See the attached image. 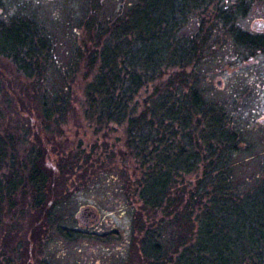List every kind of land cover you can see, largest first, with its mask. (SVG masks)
<instances>
[{"label":"trees","instance_id":"obj_1","mask_svg":"<svg viewBox=\"0 0 264 264\" xmlns=\"http://www.w3.org/2000/svg\"><path fill=\"white\" fill-rule=\"evenodd\" d=\"M165 1H171V11L165 16L158 8L159 18L154 0H136L129 10L124 8L111 18H96L92 10L87 39L74 49L67 75H61L59 68L52 73L54 46L33 19L1 24L0 58L9 60L16 73L30 81L25 94L35 117L8 121L4 109L16 104L12 82L19 76L15 73L17 77L11 79L0 67V210L6 209L14 221L20 210L24 213L20 198H30L25 202L32 215L45 211L48 228L57 224L55 215L61 199L69 197L71 174L76 168L86 169L80 162L84 153L62 151L57 154V170L50 166L44 171L40 136L57 143L73 106L74 90L67 82L76 75V66L84 63L92 78L82 88L84 113L100 125H125L129 155L143 170L139 178L128 177L124 187L140 204L133 221L142 233L139 264H264V176L250 186L248 179L241 183L235 169V157L250 128L244 125L248 114L244 107L257 88L235 83L230 100L207 101L201 86L210 65L206 58L213 53L211 32L202 25V18L190 17L203 3L206 9L210 0ZM245 5L240 0L239 6ZM234 14L221 12L218 22L232 38L235 53L255 56L264 52V37L244 32L239 27L242 18H233ZM26 20L32 29L11 30L12 24L22 26ZM191 23H196L197 30L187 35L184 30ZM149 89L153 92L144 99L142 94ZM26 134H33L38 148L21 147L28 142ZM194 175H200L196 191L201 200L208 199L205 203L195 195L193 203L183 202L184 181ZM258 194L262 200L256 205L253 198ZM9 224L4 240L10 248L18 243L13 252L18 263L8 258L10 254L1 264H30L24 253L28 250L32 255L30 241L28 249L21 251L23 240L14 237ZM57 228L68 239L80 236V231Z\"/></svg>","mask_w":264,"mask_h":264},{"label":"rangeland","instance_id":"obj_2","mask_svg":"<svg viewBox=\"0 0 264 264\" xmlns=\"http://www.w3.org/2000/svg\"><path fill=\"white\" fill-rule=\"evenodd\" d=\"M89 1L0 0V26L13 20L33 19L43 32H47L48 39L54 46L56 61L55 67H52V73L59 68L61 75H67L72 69L75 58L74 49L82 45L88 36L86 24L90 20L91 11L94 10ZM124 2L129 10L136 1L105 0V6L102 8L103 16L106 18L109 15H115ZM154 2L156 18H159L158 8L159 12L165 13V16L169 15L171 7L168 3L171 1L154 0ZM217 2L222 4L219 3V6H216ZM244 2L248 5L240 7V0H210V5L206 9L203 3L202 8L190 18H202V25L204 28L208 27L211 32L210 48L213 53L211 54L210 51L206 58L210 65L206 66L207 78L201 86L206 100L216 103L230 100L231 86L235 83H246L260 88L259 94L262 100L254 104L248 101L247 106L244 107L248 112L244 117V125L250 128L244 135L245 141L241 145L240 152L235 157L237 178L241 179V183L248 179L249 185L252 186L251 184L257 178L264 176V54L246 56L235 53L232 38L225 35L222 24L218 22L221 12L225 13V11L230 14L235 11L233 18H264V0H244ZM244 20L242 24L252 30V20ZM27 26L33 28V24L26 20L22 26L17 23L12 24L11 30L22 32L27 30L25 28ZM196 30V23H191L184 32L191 35ZM6 34L8 35L3 32L2 36ZM0 67L6 70V74L11 79L17 77L15 67L9 60L0 58ZM76 70L74 78L67 82L74 90L71 108L73 110L69 111L67 124L61 129L62 134L56 137L57 143L56 141L49 143L44 136H40L44 140V145L40 147L44 153L41 165L44 171L50 166L56 171L57 154L64 151L68 155L84 153L80 162L86 169L76 168V172L71 174L67 192L69 197L66 200L61 199L60 209L55 215L58 221L53 228H48V223L45 222V211H35L33 215L30 213L29 202L27 204L25 202L31 200L30 198H20L25 207L22 208L24 213L20 210L17 217L13 218L14 221L8 216L6 209L0 210V264L3 257L10 254L8 258L18 263L13 253L16 252L18 243H13L10 248L8 241L4 240L5 225L8 226V223L14 237L23 240L19 245L22 248L21 251L28 249L27 241H30L29 249L32 250V255L28 250L24 252L25 254L27 252L26 257L31 261L30 264H43V260L47 264H139L141 260L137 247L142 233L133 223L135 210L139 211L140 204L133 200L129 192H125L124 187L128 177L139 178L143 170L140 169L136 159L129 155L125 125L116 123L100 125L86 116L85 104L81 100L82 88L92 78H90V70L84 63L76 66ZM18 76L12 82L15 90L14 97L17 98L16 104H7L6 110L4 109L9 122L17 116L35 117L31 101L25 94L26 86L30 81L22 74ZM257 77L262 79V83L255 84L257 83L255 80H259ZM219 81L222 82L221 86L218 85ZM57 84L62 85L63 82L58 81ZM151 92L153 89L144 91L142 94L144 99ZM21 131L22 134L25 133V129ZM26 131L29 133V130ZM25 136L28 142L22 144V148H38L39 144L33 141V134ZM23 152L26 153L24 156H27V150ZM48 153L50 154L47 155ZM126 154L129 156L127 157ZM199 177L200 175L190 176L184 181L187 190L184 193L183 202L193 203L194 195L197 196V201L205 203L208 200L207 198L201 200L198 197L199 192L196 188ZM56 182H59L58 179ZM241 190L248 191L244 188ZM53 191L59 194L57 190ZM239 195L242 197L243 194ZM253 199L257 205L261 202L262 195H255ZM53 200L54 198L51 197V204L55 201ZM198 212L200 210L195 211V213ZM59 226L80 231V236L68 239L58 230ZM134 241L137 243L136 247H133ZM6 250L9 252L1 256V253Z\"/></svg>","mask_w":264,"mask_h":264},{"label":"flooded vegetation","instance_id":"obj_3","mask_svg":"<svg viewBox=\"0 0 264 264\" xmlns=\"http://www.w3.org/2000/svg\"><path fill=\"white\" fill-rule=\"evenodd\" d=\"M136 1V0H135ZM90 2V6L91 7H93L94 8V10L93 11H95V12H97V14H96V16L98 17V18H105L104 16H103V6H105V0H90L89 1ZM123 2V1H122ZM126 2V1H125ZM125 2L124 3H122L121 5V9L119 10V11H122L123 12V10H124V8H126V5H124L125 4ZM94 12V13H95ZM121 12V13H122ZM117 14V13H116ZM115 14V15H116ZM112 16L111 15H109L108 17H106V18H111ZM243 19H250V20H252V22H253V24H252V30H249L248 29V27H247V25H243L242 24V20ZM244 20V21H245ZM248 24V23H247ZM239 27L240 28H242L243 29V31L244 32H246V33H248V34H253V35H259V36H263L264 37V18H242L241 20H240V24H239ZM260 55H263L264 54V52H260L259 53ZM258 54V55H259ZM257 79H259V80H255V82H257V83H255V84H259V83H262V79L260 80V78L259 77H257ZM254 92H255V94H252V95H250V96H248V99H249V101L251 102V103H256V102H259L260 100H262L261 99V95L259 94L260 93V88H257V89H254ZM256 107V106H255Z\"/></svg>","mask_w":264,"mask_h":264}]
</instances>
